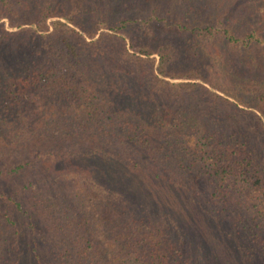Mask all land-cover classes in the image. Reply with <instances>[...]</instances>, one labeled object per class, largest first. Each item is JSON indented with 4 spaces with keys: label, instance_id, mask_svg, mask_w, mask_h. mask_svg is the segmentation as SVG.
I'll list each match as a JSON object with an SVG mask.
<instances>
[{
    "label": "trees",
    "instance_id": "16d2710c",
    "mask_svg": "<svg viewBox=\"0 0 264 264\" xmlns=\"http://www.w3.org/2000/svg\"><path fill=\"white\" fill-rule=\"evenodd\" d=\"M141 1L0 0V264H264V31Z\"/></svg>",
    "mask_w": 264,
    "mask_h": 264
},
{
    "label": "rangeland",
    "instance_id": "374dc122",
    "mask_svg": "<svg viewBox=\"0 0 264 264\" xmlns=\"http://www.w3.org/2000/svg\"><path fill=\"white\" fill-rule=\"evenodd\" d=\"M242 2L243 0H212L211 4H213L214 10L218 11V13L221 16H224V11L228 14H231V16L235 20H237V23L241 29L242 34L244 33L243 29H250L254 27H256V29L260 28L262 31H264V23L257 17L256 18L251 17V15L249 14L250 10L242 9L241 7ZM122 9L124 10V7ZM133 10L135 11L133 12V14L136 17H148L150 15L158 16L160 19H165L166 24L169 26L173 25L174 28H177L176 25L178 24V22L183 23V16L180 11L177 0H143L139 2L138 4H136ZM118 16H121V13H119ZM0 22L4 23V26L8 31H15L21 27L30 26V25H22L19 27H10L8 25L7 19H2L0 20ZM236 115H237L236 116L237 119H234V121L237 122V120L240 119L241 122L244 123V119L242 118V115L239 113ZM244 124H245V128L247 129V132L249 134H252L251 139H252L254 146L256 147V145H261L262 147H264V140L262 141V138L259 137V134H262L263 132H262L260 125H258L255 119L252 118V123H244ZM33 146H37V144H32V146H28V148H31ZM20 162L21 160L16 161L14 160V158L13 159L9 158L6 160V163L4 164V166L10 169L11 167L13 166L15 167L16 165L20 164ZM56 167L66 169L68 171H71V170L76 171V170L81 169V167H79L76 161L67 162L65 164H60ZM140 175L133 177V178H141V179L144 178L146 180V183H148L150 187L153 186L151 188H155L160 191L166 188L164 183H155L154 182L155 180L151 178L149 175L144 174L143 178ZM30 176H32L31 171L27 170L26 167H22L21 169H17L15 171V174L8 178V181L6 182L5 185L3 182H0V185L6 188H10L11 186L24 182L26 179L30 178ZM196 187H197L196 190L199 192H202V190L205 188L203 182H200V181H197ZM153 191H150L148 188L145 189V193L148 195L153 194L152 196L155 195ZM194 211L198 212V207L196 205H194ZM25 233H27V230H25ZM225 251H226L225 248H223L222 253ZM228 252H230L229 249L226 251L223 257L226 256ZM226 258L229 263L233 262V260L230 259L229 257H226Z\"/></svg>",
    "mask_w": 264,
    "mask_h": 264
}]
</instances>
